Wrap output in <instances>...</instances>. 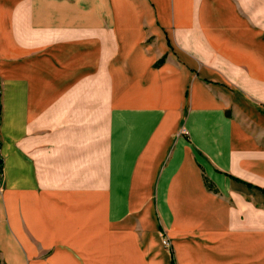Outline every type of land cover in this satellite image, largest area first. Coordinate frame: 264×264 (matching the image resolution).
Listing matches in <instances>:
<instances>
[{
	"label": "crops",
	"instance_id": "crops-1",
	"mask_svg": "<svg viewBox=\"0 0 264 264\" xmlns=\"http://www.w3.org/2000/svg\"><path fill=\"white\" fill-rule=\"evenodd\" d=\"M0 162V264H264V0H0Z\"/></svg>",
	"mask_w": 264,
	"mask_h": 264
},
{
	"label": "rangeland",
	"instance_id": "rangeland-1",
	"mask_svg": "<svg viewBox=\"0 0 264 264\" xmlns=\"http://www.w3.org/2000/svg\"><path fill=\"white\" fill-rule=\"evenodd\" d=\"M161 243L167 250H171V242L165 235L161 236Z\"/></svg>",
	"mask_w": 264,
	"mask_h": 264
},
{
	"label": "trees",
	"instance_id": "trees-1",
	"mask_svg": "<svg viewBox=\"0 0 264 264\" xmlns=\"http://www.w3.org/2000/svg\"><path fill=\"white\" fill-rule=\"evenodd\" d=\"M0 171H1V162H0ZM207 187L212 188V185L210 182L206 181Z\"/></svg>",
	"mask_w": 264,
	"mask_h": 264
},
{
	"label": "bare ground",
	"instance_id": "bare-ground-1",
	"mask_svg": "<svg viewBox=\"0 0 264 264\" xmlns=\"http://www.w3.org/2000/svg\"><path fill=\"white\" fill-rule=\"evenodd\" d=\"M13 207V206H12ZM46 217V216H45Z\"/></svg>",
	"mask_w": 264,
	"mask_h": 264
}]
</instances>
